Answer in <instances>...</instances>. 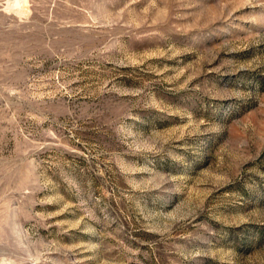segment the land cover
Wrapping results in <instances>:
<instances>
[{
	"label": "rangeland",
	"instance_id": "obj_1",
	"mask_svg": "<svg viewBox=\"0 0 264 264\" xmlns=\"http://www.w3.org/2000/svg\"><path fill=\"white\" fill-rule=\"evenodd\" d=\"M0 264H264V0H0Z\"/></svg>",
	"mask_w": 264,
	"mask_h": 264
}]
</instances>
